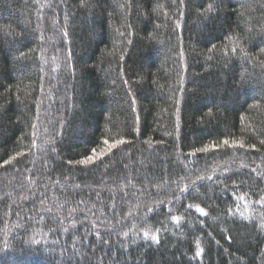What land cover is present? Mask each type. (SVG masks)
Returning <instances> with one entry per match:
<instances>
[{
    "label": "trees",
    "instance_id": "obj_1",
    "mask_svg": "<svg viewBox=\"0 0 264 264\" xmlns=\"http://www.w3.org/2000/svg\"><path fill=\"white\" fill-rule=\"evenodd\" d=\"M261 197L264 0H0V264H264Z\"/></svg>",
    "mask_w": 264,
    "mask_h": 264
},
{
    "label": "snow or ice",
    "instance_id": "obj_2",
    "mask_svg": "<svg viewBox=\"0 0 264 264\" xmlns=\"http://www.w3.org/2000/svg\"><path fill=\"white\" fill-rule=\"evenodd\" d=\"M181 2H183V0H181ZM233 51H235V50H233ZM104 143L108 145L107 149H105L104 151H111V149L114 148L116 145H118V144H122V143H125V141L121 139V140H117V141H115L114 143L109 144V142H108L107 140H105ZM147 143L150 144L151 141H147ZM222 145H227V146H229V147H232V146L244 147V144H243L242 141H236V140L229 141V140H227V139L224 140V141H222ZM208 150H209V149H208V146H205V147H203V148H199V149H197L196 151H198V152H207ZM95 154H96V153H95V149H94V150H93V156H94ZM194 154H195V153H190V155H194ZM93 156H89V157H87L86 160L78 161V163H82V164H83V163H90V162L92 161V159H93ZM13 159H15V157H13ZM8 162H9V161H5V163H8ZM201 179H203V177H201ZM239 199H240V200H243L244 197L241 196V197H239ZM261 200L264 201V197H261ZM196 211L199 212L201 215L204 214L203 209H201V208H199V207L196 208ZM245 211H247V207H246V206H245ZM241 215H243V213H241ZM178 219H179V217H176V216H173V217H172V220H173V221H177ZM157 231H158V230H157ZM150 233H151V230H145L144 233H143V235H144L145 238H148V237L150 236ZM151 239H152L154 242H157V243L159 242V241H158V237H157V235H155V234H151ZM196 256H197V257L200 256L199 243H197Z\"/></svg>",
    "mask_w": 264,
    "mask_h": 264
}]
</instances>
